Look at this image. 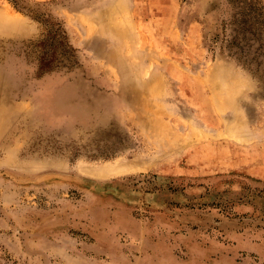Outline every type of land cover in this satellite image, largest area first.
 I'll return each mask as SVG.
<instances>
[{"label":"rangeland","instance_id":"374dc122","mask_svg":"<svg viewBox=\"0 0 264 264\" xmlns=\"http://www.w3.org/2000/svg\"><path fill=\"white\" fill-rule=\"evenodd\" d=\"M0 264H264V0H0Z\"/></svg>","mask_w":264,"mask_h":264}]
</instances>
